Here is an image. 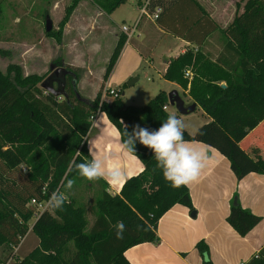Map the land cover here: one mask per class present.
Here are the masks:
<instances>
[{
  "label": "trees",
  "instance_id": "16d2710c",
  "mask_svg": "<svg viewBox=\"0 0 264 264\" xmlns=\"http://www.w3.org/2000/svg\"><path fill=\"white\" fill-rule=\"evenodd\" d=\"M123 2L104 0L102 6L111 13ZM156 8L160 9L154 20L157 27L198 47L170 60L163 75L187 90L211 118L194 133L184 131L185 141H200L217 149L238 178L250 172L263 173L264 160L252 158L241 142L264 120V0H248L212 61L203 58L199 49L218 25L197 0H147L149 13ZM125 39L120 37L115 44L104 79L112 71ZM57 66L71 71L67 98L46 92L36 80L24 85V80L20 83L18 78L0 72V246L16 247L37 210L30 201L45 200L66 184L76 173L69 171L71 161H88L85 137L91 118L98 112L106 113L122 144L127 139L125 130L131 132L136 124L157 129L169 113L163 109L168 104L164 91L142 106L124 105L120 95L111 102L101 100L102 85L92 99L82 97L76 88V74L62 64ZM188 66L195 69L190 81L184 76ZM129 152L140 159L142 171L127 178L118 194L112 195L103 187L99 212L88 228L84 208L70 197L63 209H45L39 214L32 225L38 246L13 264H130L124 251L156 240L157 222L171 206L180 203L194 210L187 186L170 187L156 168L151 150L137 142ZM21 164H25L26 172L20 170ZM260 218L233 200L226 219L245 235ZM119 222L126 228L123 239L115 236L114 225ZM70 241L74 251L65 247ZM196 247L201 264H213L207 244L200 240ZM259 253L248 264H264V248Z\"/></svg>",
  "mask_w": 264,
  "mask_h": 264
},
{
  "label": "rangeland",
  "instance_id": "374dc122",
  "mask_svg": "<svg viewBox=\"0 0 264 264\" xmlns=\"http://www.w3.org/2000/svg\"><path fill=\"white\" fill-rule=\"evenodd\" d=\"M103 1L0 0V72L9 78H18L20 83L24 80V85L35 83V80L40 85L51 72L52 66L62 64L76 74V88L80 96L92 98L102 85L101 100L111 102L113 97L108 94L107 88L113 87L120 91L124 105L133 106L146 104L160 91L167 94L173 90V82L162 76L165 73L162 55L179 51L183 43L173 35L160 32L154 20L145 15L139 21L138 35L128 38L121 31L123 24H132L138 18L140 8L147 0H125L111 12L110 17V13L103 9ZM203 1L206 5H201L203 9L208 14L216 15L221 23H217L218 30L199 49L203 58L212 61L226 40V31L232 28L234 19L242 15L248 0ZM47 16L52 21L51 34L45 31ZM259 17L262 18L261 13ZM124 36L125 42L130 40L143 53L137 52L132 46H123L108 78L104 79L106 63L118 39ZM149 52L150 56H147ZM182 54L167 55L166 58L170 62ZM185 72H189L188 76L185 73L184 76L190 81L195 69L188 66ZM135 77L138 79L128 85L127 82ZM182 90L181 95H185ZM192 102L191 98L186 100L187 104ZM171 109L185 122V129L193 133L195 125L207 116L200 108L188 115H180L173 106ZM19 168L22 172L27 171L25 164ZM71 179L75 180L72 189L69 191L62 186L60 191L84 208L88 228L99 212L98 200L103 184L100 180L82 179L77 173ZM48 199H45V204ZM34 222L32 215L28 230L15 251V247L10 245L0 246V263L8 264L10 261L9 264H12L27 257L38 246L39 238L32 230ZM65 247L75 250L72 241Z\"/></svg>",
  "mask_w": 264,
  "mask_h": 264
},
{
  "label": "crops",
  "instance_id": "0c3cea01",
  "mask_svg": "<svg viewBox=\"0 0 264 264\" xmlns=\"http://www.w3.org/2000/svg\"><path fill=\"white\" fill-rule=\"evenodd\" d=\"M197 1L200 5H205V1ZM209 15L216 23L221 24L216 15L212 13ZM157 29L164 34H169L159 27ZM138 31L137 29L134 35H138L140 33ZM178 39L183 43L181 49L162 55L164 72L169 63L167 55L176 56L187 49H198L196 45ZM125 45L132 46L137 52L143 53L130 40L126 41ZM150 52L146 55L150 56ZM221 84L225 85L224 82ZM173 85L187 104L186 100L190 98L187 90H182L175 83ZM181 90L185 95H181ZM197 108L202 109L199 106ZM167 110L174 112L169 102ZM210 119L207 115L206 119L200 121L194 128ZM185 131L193 133L189 129ZM85 142L88 160H91L92 156L105 158V170L113 167L119 169L115 178L100 179L106 192L112 195L119 193L127 178L138 174L143 169L140 159L123 146L118 129L109 121L105 112L97 113L85 137ZM186 142L191 147L206 150L209 156L199 178L187 186L196 212L195 216L191 215V211L185 205L174 204L159 218L156 240L129 247L124 251V256L130 264H201L202 257L196 244L203 240L208 246V257L213 264H248L252 259L257 258L264 248V172H250L238 178L232 171L229 160L217 149L200 141ZM241 145L255 160H264V120L249 132ZM234 198L243 209L261 217L260 221L245 235H240L226 219ZM16 248L17 246L14 251Z\"/></svg>",
  "mask_w": 264,
  "mask_h": 264
},
{
  "label": "clouds",
  "instance_id": "9594fccd",
  "mask_svg": "<svg viewBox=\"0 0 264 264\" xmlns=\"http://www.w3.org/2000/svg\"><path fill=\"white\" fill-rule=\"evenodd\" d=\"M185 128V122L174 112H169L167 118L157 129H149L136 124L132 127L131 132L125 130L127 139L123 141V146L129 151H133L136 143L139 142L151 150L156 161V168L161 170L164 180L170 187L188 186L199 178L202 169L206 167L209 156L206 150L191 147L185 141ZM104 162L105 158L97 156H92L91 160L79 163L73 160L69 164V171L74 170L80 178L88 181L115 178L119 169L113 167L105 170ZM74 184L75 180L70 179L63 187L70 191ZM68 199V195L58 188L49 196L45 208L48 211L63 209ZM114 228L116 238L123 239L126 231L124 223L119 222L114 225ZM137 228L141 229L144 226L137 225Z\"/></svg>",
  "mask_w": 264,
  "mask_h": 264
},
{
  "label": "water",
  "instance_id": "95a60500",
  "mask_svg": "<svg viewBox=\"0 0 264 264\" xmlns=\"http://www.w3.org/2000/svg\"><path fill=\"white\" fill-rule=\"evenodd\" d=\"M52 29V21L49 16L46 17L45 20V31H50ZM51 72L47 75V77L40 83V87L44 89L46 92L51 93L56 97H64L67 98L66 93V76L71 73V71L67 70L63 66L51 67ZM138 77H135L127 82L128 85L133 84ZM224 87V84H221ZM168 102L171 106L175 108V110L180 115H187L194 112L197 108L198 103L193 101L190 104H185L183 98L179 95L177 90L173 89L167 93ZM200 107V106H199ZM236 198H234V203H236ZM195 210L191 212L192 216H195Z\"/></svg>",
  "mask_w": 264,
  "mask_h": 264
},
{
  "label": "built area",
  "instance_id": "2783aa9c",
  "mask_svg": "<svg viewBox=\"0 0 264 264\" xmlns=\"http://www.w3.org/2000/svg\"><path fill=\"white\" fill-rule=\"evenodd\" d=\"M159 11H160V9L156 8L153 13H149L147 10V1H146V4L140 8V14H139L138 18L132 24H123L121 26V31L124 32L128 38H131L134 34H136L139 21L143 15L150 17L152 20H155ZM186 75H188V72H186ZM107 90H108V94L111 95L112 97H118L120 95L119 94L120 92L116 88L109 87V88H107ZM163 109L166 110L167 105L163 106ZM95 117H96V115L94 117H92L91 119L94 120ZM44 192L45 191L43 190V193ZM30 204L36 206V208H37L36 212L33 214V217L36 220V218L39 216V214L43 210L46 209L45 208V205H46L45 200L37 201L36 199H32L30 201Z\"/></svg>",
  "mask_w": 264,
  "mask_h": 264
},
{
  "label": "flooded vegetation",
  "instance_id": "af4514ba",
  "mask_svg": "<svg viewBox=\"0 0 264 264\" xmlns=\"http://www.w3.org/2000/svg\"><path fill=\"white\" fill-rule=\"evenodd\" d=\"M68 76V75H67ZM67 76H66V86H67ZM66 89V88H65Z\"/></svg>",
  "mask_w": 264,
  "mask_h": 264
}]
</instances>
